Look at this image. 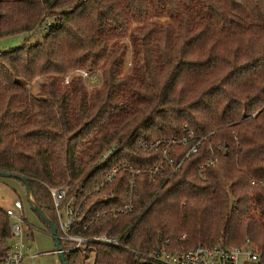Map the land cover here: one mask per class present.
Returning a JSON list of instances; mask_svg holds the SVG:
<instances>
[{"label": "trees", "instance_id": "trees-1", "mask_svg": "<svg viewBox=\"0 0 264 264\" xmlns=\"http://www.w3.org/2000/svg\"><path fill=\"white\" fill-rule=\"evenodd\" d=\"M19 33L42 38L0 52V170L25 177L50 219L46 185L101 183L106 165L94 166L113 145L108 165L144 171L161 154L138 140L189 126L207 136L199 152L153 182L141 173L140 214L93 233L125 231L141 250L249 238L264 264V0H0V39ZM77 69L101 70V86ZM189 147H172L174 165ZM10 238L0 207V257ZM93 264L153 263L97 246Z\"/></svg>", "mask_w": 264, "mask_h": 264}, {"label": "built area", "instance_id": "built-area-1", "mask_svg": "<svg viewBox=\"0 0 264 264\" xmlns=\"http://www.w3.org/2000/svg\"><path fill=\"white\" fill-rule=\"evenodd\" d=\"M76 72L80 73L82 78L91 74L89 70L84 69H78ZM69 79L70 76H65L66 83ZM206 139L207 136H198L194 129L186 126V134L183 136L153 141L138 140L137 147L141 151H159L161 154L160 161L144 171L129 162L108 165L119 151L118 146L113 145L101 155L94 166L95 170H103L106 165L101 183L46 185L52 198V214L55 220L47 217L54 222L61 245L50 252L29 253L31 247L25 243L24 236L30 235L34 226L23 214L22 200L16 199L10 209H5V214L11 220V238L6 243L5 254L0 257V264H24L26 258L34 259L48 253L57 254L59 261L60 254H63L67 264H93L97 246L126 249L135 259L153 264H262L261 253L249 238L239 245H227L223 242L208 245L198 242L188 249H173L169 239H166L153 249L141 250L125 244V231L121 235L93 233L95 225L105 217L130 215L135 220L140 214L137 204L140 174L146 173L150 182H153L157 177L164 175L166 163L173 166L175 171L184 160L199 152ZM178 145L190 147L180 162L174 165L170 152L172 147ZM208 164L209 162H206L202 167ZM30 198L37 205L32 193ZM99 205L106 207L100 209ZM46 224L48 229L45 232L53 236L49 224ZM13 238H17V241L10 243ZM81 258L82 262L79 261Z\"/></svg>", "mask_w": 264, "mask_h": 264}, {"label": "rangeland", "instance_id": "rangeland-1", "mask_svg": "<svg viewBox=\"0 0 264 264\" xmlns=\"http://www.w3.org/2000/svg\"><path fill=\"white\" fill-rule=\"evenodd\" d=\"M44 30L45 28L39 30L38 32L43 33ZM41 38L42 35L40 33L37 35H31L29 33H19L16 35L1 38L0 52L19 47L27 41L34 42L36 40H40ZM89 71L91 73L89 77L83 78L86 86L88 88H93L96 86L100 87L102 84L101 70L97 69ZM73 72L74 71L69 73L67 76H71ZM21 82L25 84V86L28 87L29 90L31 89V86L28 85V83H25L23 81ZM38 82H40V79H37L36 85ZM16 199L22 200L24 206L23 214L28 222L34 226L32 232H30V235L24 236L25 243L31 247L29 253L39 254L42 252H50L57 248L53 236L45 232L48 229L46 222L41 218L38 212L32 209L27 197L24 184L16 178L0 176V207L3 209H10ZM16 241L17 238H13L10 240V243H14ZM24 264H62V262L59 261L57 254L48 253L40 255L34 259L26 258Z\"/></svg>", "mask_w": 264, "mask_h": 264}, {"label": "water", "instance_id": "water-1", "mask_svg": "<svg viewBox=\"0 0 264 264\" xmlns=\"http://www.w3.org/2000/svg\"><path fill=\"white\" fill-rule=\"evenodd\" d=\"M0 176H5V177H13V178H16L18 180H20L24 186H25V189H26V193H27V197L29 199V202H30V205L32 207V209H34L36 212H38V214L41 216V218L49 224L50 226V229L52 231V234H53V238L56 242V245L58 248L61 247L60 245V241H59V238H58V235H57V229H56V226L54 224V222L50 219H48L47 215L40 209L39 206L35 205V203L32 202L31 198H30V193H31V189H30V185H29V182L28 180L19 175V174H16V173H12V172H8V171H2L0 170ZM60 261L62 262V264H67L66 263V259L64 257L63 254H60Z\"/></svg>", "mask_w": 264, "mask_h": 264}, {"label": "clouds", "instance_id": "clouds-1", "mask_svg": "<svg viewBox=\"0 0 264 264\" xmlns=\"http://www.w3.org/2000/svg\"><path fill=\"white\" fill-rule=\"evenodd\" d=\"M85 75H87V73H85Z\"/></svg>", "mask_w": 264, "mask_h": 264}]
</instances>
